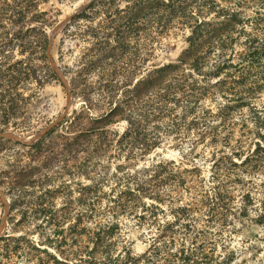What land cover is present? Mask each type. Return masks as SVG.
<instances>
[{"label": "trees", "instance_id": "16d2710c", "mask_svg": "<svg viewBox=\"0 0 264 264\" xmlns=\"http://www.w3.org/2000/svg\"><path fill=\"white\" fill-rule=\"evenodd\" d=\"M49 1L0 0V131L4 129L1 125L15 114L14 111L24 106L30 96L39 93L45 86L56 83L65 89L47 54L49 38L46 28L52 24V20L46 10H41L40 5ZM120 2L125 3L123 8L117 6ZM184 2L90 0L70 22L77 27L80 20L91 22L95 17H100L103 21L99 26L89 27L111 28V31H102V45L91 49V56L84 57L75 71L70 73L65 67L59 66L61 73L68 79L71 95L74 98H83L84 104L90 107L88 90L82 78L88 67L102 58H115L118 54L121 58L125 42L135 36L136 28H144V22L155 25L156 28H165L172 18L184 16ZM220 10L225 11L219 9L218 12ZM225 14L223 12V15ZM190 15L188 21L191 22H188V25L191 31L187 37L189 45L183 53L185 56L179 58L176 64H162L157 68L147 69L134 83L131 73L135 72V68L124 74L121 86L128 88L122 91V98H116V84L107 92L110 108L106 115L103 113L95 119L99 126L90 124L91 117L87 115L83 124L77 122L79 112L75 109L71 116H65L56 125L47 128L40 138L31 144L0 137V154L16 145L27 149L22 153H11V156L8 154L3 162L6 168L0 171V189L9 203V230L19 229L28 216L27 213H31L32 219L39 220L35 230L37 239L27 234H6L0 236L1 251L31 260L33 264H144L148 257L147 252L135 256L127 246L121 245L120 249L117 247L120 234L119 221L116 218L120 212H135L143 197H149L155 202L161 201L158 188L162 173L158 168L162 165L151 163L147 167L134 170L133 173L121 174L120 167L117 166L109 178L106 175L97 179L91 176L89 183L74 182L73 179L66 182L60 179L64 174L71 175V172L72 176L77 173L89 175L85 165L90 163V158L102 141L101 138L107 139V129L101 128L113 123L117 118L125 119L127 125L121 133L114 132L106 143L111 144L112 140H115L114 144L126 155H131L136 147L145 152L156 145L160 139L161 128L155 122L164 121L165 117L178 110V114H174V121L181 120L186 114L195 111L196 100L201 98L202 87L197 86L194 74L208 78L217 77L214 82L216 90L239 94L235 101L228 99L233 103L226 102L220 106L219 115L228 113L237 103H245L240 100L258 85L257 79L249 82L248 76L264 59V46H249L239 54L241 61L233 63V54H230L231 58H223L226 50L223 45H218L217 48L209 45L208 50H204L200 44L206 41L210 33H216V28H207L212 23ZM69 26L70 23L65 28ZM110 37L115 43L112 46L108 42ZM211 51H218L217 60L207 70L206 57ZM131 67L135 66L132 64ZM170 67L173 69L168 71ZM260 67L264 68V65ZM30 87L34 88V91L24 96V91ZM174 121L172 126L177 130V123ZM150 123H154L152 128L155 132L154 135L148 136L149 133L145 130ZM256 123L264 125V116H257ZM175 129L171 128V131ZM258 135L264 141V135ZM193 144L194 141L190 146ZM254 145V148L244 154L243 151L233 154L240 158L239 162H233L226 154L212 162V179L218 180L220 186L217 187L215 199L208 209L210 220L220 221L225 214V210L219 205L224 184L223 180H219L221 173L224 172L228 178L230 170L234 167L247 170L261 162L260 152L264 151V145L261 140H256ZM51 146H55L56 150H51ZM79 153L87 155L85 165L81 164L80 168L75 164ZM23 155L29 158V162H22ZM31 161L40 162L37 169L30 168ZM67 164H70L71 169L66 167ZM184 180L180 175L177 176L179 184ZM108 181L112 182L108 190H101V186ZM72 182L77 188H71ZM75 193L77 196H74ZM57 198L62 200L59 207L56 206ZM75 206L78 207V213L72 215ZM140 209L143 213L138 214V217L144 218L146 212L154 216L157 206L153 202L147 205L143 203ZM186 210L185 206H180L174 211L173 220L161 225L162 233L172 237V241L175 237V226L183 225L181 217L186 215ZM246 210L247 205H244V215H247ZM93 218L97 220L91 228L83 224V221ZM257 220L264 223V211L259 214ZM192 247L188 248L182 244L168 256V264L231 263V254L217 259L211 248L207 250L204 246Z\"/></svg>", "mask_w": 264, "mask_h": 264}, {"label": "rangeland", "instance_id": "374dc122", "mask_svg": "<svg viewBox=\"0 0 264 264\" xmlns=\"http://www.w3.org/2000/svg\"><path fill=\"white\" fill-rule=\"evenodd\" d=\"M184 1V16L172 18L165 28H156L155 25L144 22V28H136L135 36L125 42L121 58L120 54L115 58H102L88 67L82 78L88 90L90 107L84 104L83 98H74L71 95L68 79L61 73L59 66L65 67L70 73L75 71L84 57L91 56V49L102 45L103 32L111 31V28L89 27L99 26L103 21L100 17H95L91 22L80 20L78 28L70 22L90 0H50L41 4V10H46L52 20V24L46 28L49 38L47 54L65 89L52 83L30 96L26 104L17 108L15 114L1 125L4 129L0 131V137L31 144L37 141L47 128L56 125L65 116H71L75 109L79 112L77 122L83 124L87 115L91 117L90 124L99 126L95 119L103 113L106 115L110 108L107 92L116 84V98H122V91L128 88L121 86L124 74L135 68V72L131 73L134 83L147 69L157 68L162 64H176L179 58L185 56L183 53L189 45L187 37L191 31L188 25V22H191L188 21L190 14L212 23L207 28H216V33H210L206 41L200 44L204 50H208L209 45L215 48L223 45L226 48L223 58H231L229 56L233 54V63L241 61L239 54L249 46H264V0ZM124 5V2H120L117 6L123 8ZM219 9L225 11L218 12ZM223 12L226 14L223 15ZM69 23V28H65ZM112 40L110 37L108 41L111 46L115 44ZM216 52L211 51L207 55V70L216 62ZM132 64L135 67H131ZM261 65H264V59L248 76L249 82L257 79L258 85L240 100L245 102L243 105L235 104L228 113L219 115L220 106L226 102L233 103L228 99L235 101L239 94L216 90L214 82L217 77L208 78L194 74L197 86L202 87L201 98L196 100L195 111L186 114L181 120L174 121V114H178V110L165 117L164 121L155 122L161 128V135L156 145L149 150L143 152L136 147L131 155H126L114 144L115 140H112L111 144L106 143L114 132L121 133L127 125L125 119L117 118L113 123L101 128L107 129V139L101 138L102 141L90 158V163L84 164V161H87L86 153L77 155L76 167L81 164L87 166L89 175L77 173L72 176L71 172V175L64 174L61 181L89 183L91 176L97 179L106 175L109 178L117 166L120 167L121 174L133 173L134 170L147 167L151 163L162 165L158 168L162 173L158 188L161 201L155 202L149 197H143L135 212L125 211L118 214L116 219L119 221V249L121 245H125L135 256L147 252L148 257L144 264H168V256L182 244L188 248H211L217 259L231 254L230 264H264V223L257 220L259 214L264 211L263 150L260 152L262 160L257 166L247 170L234 167L230 170L228 178L224 172L221 173L219 180H223L225 185L222 184L219 205L225 210V214L220 221H214L210 220L208 212L215 199L217 187L220 186L218 180L212 179L211 164L214 159L226 154L233 162H239L240 158L233 155L235 152L243 151L244 154L254 148L256 140H261L264 145L258 135H264V125L256 123L257 116H264V68H261ZM172 69L170 67L168 71ZM230 71L234 73L233 70ZM33 91L34 88L30 87L24 91V96ZM172 121L177 123V130L172 126ZM153 124L150 123L145 130L149 133L148 136L154 135ZM171 128L175 130L171 131ZM193 141L194 144L190 146ZM50 149L56 150L55 146ZM18 151L22 153L27 149L16 145L11 150L1 152L0 171L6 168L3 164L5 157ZM23 158V163L29 162L26 155H23ZM39 164L38 161H31L30 168L37 169ZM70 164L66 167L71 169ZM178 175L185 179L182 184L177 181ZM74 182L70 183L73 189L77 188ZM110 184L111 181L104 183L101 190H108ZM74 196H77V193ZM61 202V198H57L56 206H61ZM151 202L157 206L154 216L146 212L144 218H139L138 214L143 213L140 206ZM244 205H247V215L242 213ZM180 206H185L187 212L181 217L183 225L175 226V237L172 241V237L162 233L161 225L173 220L174 211ZM8 211V198L0 189V236L27 234L37 239L35 230L39 220L32 219L31 213H27L28 216L21 227L11 231L7 222ZM75 213H78L77 206L71 212L72 215ZM18 216L17 214L16 217ZM95 220L97 218L87 219L83 224L91 228ZM48 248L54 251L51 247ZM0 264L33 263L11 252L6 254V251L0 249Z\"/></svg>", "mask_w": 264, "mask_h": 264}, {"label": "water", "instance_id": "95a60500", "mask_svg": "<svg viewBox=\"0 0 264 264\" xmlns=\"http://www.w3.org/2000/svg\"><path fill=\"white\" fill-rule=\"evenodd\" d=\"M45 131H46V130H45ZM45 131H44V132H45ZM20 139L23 141V139H22V138H20Z\"/></svg>", "mask_w": 264, "mask_h": 264}]
</instances>
